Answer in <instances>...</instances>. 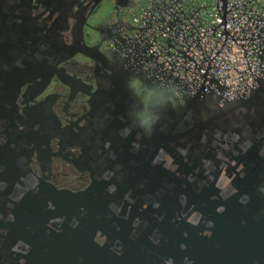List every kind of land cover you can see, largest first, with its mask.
<instances>
[{
    "label": "water",
    "instance_id": "95a60500",
    "mask_svg": "<svg viewBox=\"0 0 264 264\" xmlns=\"http://www.w3.org/2000/svg\"><path fill=\"white\" fill-rule=\"evenodd\" d=\"M33 45L0 14V264H264V80L221 101L149 75L165 94L123 105L163 118L72 193L29 175L35 132L15 125Z\"/></svg>",
    "mask_w": 264,
    "mask_h": 264
},
{
    "label": "flooded vegetation",
    "instance_id": "af4514ba",
    "mask_svg": "<svg viewBox=\"0 0 264 264\" xmlns=\"http://www.w3.org/2000/svg\"><path fill=\"white\" fill-rule=\"evenodd\" d=\"M134 8L133 0H0L6 22L27 31L32 47L47 48L13 110L16 127L35 132L25 145L29 175L57 190L85 191L91 174L103 173L115 156L109 144H128L134 135L135 144L141 121L163 118L156 109L123 105L125 97L165 94L134 57ZM103 131L111 137L101 138Z\"/></svg>",
    "mask_w": 264,
    "mask_h": 264
},
{
    "label": "built area",
    "instance_id": "2783aa9c",
    "mask_svg": "<svg viewBox=\"0 0 264 264\" xmlns=\"http://www.w3.org/2000/svg\"><path fill=\"white\" fill-rule=\"evenodd\" d=\"M134 3L132 48L149 75L221 101L245 97L264 80V0Z\"/></svg>",
    "mask_w": 264,
    "mask_h": 264
},
{
    "label": "clouds",
    "instance_id": "9594fccd",
    "mask_svg": "<svg viewBox=\"0 0 264 264\" xmlns=\"http://www.w3.org/2000/svg\"><path fill=\"white\" fill-rule=\"evenodd\" d=\"M152 123L154 124L155 123V119H153ZM140 127H142L145 131V134H148L150 135L151 132H152V127L150 124H148L147 121H141L140 124H139Z\"/></svg>",
    "mask_w": 264,
    "mask_h": 264
},
{
    "label": "rangeland",
    "instance_id": "374dc122",
    "mask_svg": "<svg viewBox=\"0 0 264 264\" xmlns=\"http://www.w3.org/2000/svg\"><path fill=\"white\" fill-rule=\"evenodd\" d=\"M104 6H105V5H103V6L101 7V9H100L101 11H103V9H104Z\"/></svg>",
    "mask_w": 264,
    "mask_h": 264
},
{
    "label": "crops",
    "instance_id": "0c3cea01",
    "mask_svg": "<svg viewBox=\"0 0 264 264\" xmlns=\"http://www.w3.org/2000/svg\"><path fill=\"white\" fill-rule=\"evenodd\" d=\"M134 1V0H133ZM147 1V0H146ZM151 1V0H148V2Z\"/></svg>",
    "mask_w": 264,
    "mask_h": 264
}]
</instances>
